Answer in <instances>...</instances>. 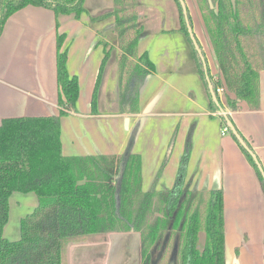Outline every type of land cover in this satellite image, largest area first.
Instances as JSON below:
<instances>
[{"label":"crops","instance_id":"crops-1","mask_svg":"<svg viewBox=\"0 0 264 264\" xmlns=\"http://www.w3.org/2000/svg\"><path fill=\"white\" fill-rule=\"evenodd\" d=\"M185 2L211 73L219 78L199 2ZM85 7L87 12L77 18L73 14L58 17L50 8L28 5L8 18L0 36V124L5 118L59 114L58 36L65 34L68 69L78 77L80 95L75 110L61 118L64 155L122 154L139 124L133 152L142 159V188L163 191L175 186L189 139L186 171L191 189H224L227 264H264V190L233 134L223 133L226 125L211 105L194 43L180 30L176 1L138 0L141 35L137 54L131 59L147 53L155 71L146 75L140 86L139 110L133 113H124L120 107L123 51L115 18L91 20L112 12L115 2L85 0ZM106 52L109 58L102 71ZM100 73L94 112L93 94ZM259 92V107L242 101L236 111L228 112L264 167V69L260 71ZM221 97L225 102L224 95ZM173 138L169 159L160 172ZM13 198L17 206L32 209L39 203L35 192H14L10 205ZM142 262V234L134 230L88 235L68 243L64 254V264Z\"/></svg>","mask_w":264,"mask_h":264},{"label":"trees","instance_id":"trees-1","mask_svg":"<svg viewBox=\"0 0 264 264\" xmlns=\"http://www.w3.org/2000/svg\"><path fill=\"white\" fill-rule=\"evenodd\" d=\"M175 1L180 10V30L192 42L183 7L179 0ZM114 2L112 12L91 20L104 16L115 18L123 51L119 69L120 107L124 113H133L139 110L140 86L146 75L155 71V64L147 53L131 59L137 54L141 35L138 0ZM28 5L50 8L58 17L73 14L78 18L87 12L85 0H0V36L8 18ZM213 5L208 6L210 16L206 21L220 77L212 75L203 50L199 53L194 45V52L211 105L228 127L226 115L213 99L209 83L225 111H236L242 101L259 107V76L264 69V0H214ZM187 13L193 27L189 10ZM65 38V34L58 36L59 114L5 118L0 124V264H64L68 243L91 234L132 230L142 234V264H159L172 239L173 248L178 240V264H227L224 189L208 192L191 189L186 171L191 151L189 139L176 184L163 191L142 188V159L133 152L139 124L122 154L64 155L61 118L75 110L80 95L78 77L68 69ZM108 58L106 52L102 71ZM100 82L101 73L93 94L94 112ZM220 86L225 88V102L217 91ZM227 116L232 119L229 112ZM228 130L231 132L229 127ZM174 141L175 138L160 172ZM239 145L264 190L262 171ZM16 191L35 192L39 203L22 219L21 237L10 240L4 229L10 219V198ZM201 232H205L203 247L199 245Z\"/></svg>","mask_w":264,"mask_h":264},{"label":"rangeland","instance_id":"rangeland-1","mask_svg":"<svg viewBox=\"0 0 264 264\" xmlns=\"http://www.w3.org/2000/svg\"><path fill=\"white\" fill-rule=\"evenodd\" d=\"M211 1L214 4V0H211ZM198 2H199L200 10L202 13L201 15H202V18L204 20V24H205V28H206L205 32L208 34V36L210 38V35L208 32L209 23L206 21L207 17L210 16V10H209V7H208L206 0H198ZM177 6H178V4H177ZM178 9H179V6H178ZM179 12H180V10H179ZM210 21H211V19H210ZM15 198H13L12 203L10 205V219H9L8 224L6 225V228H5V236L10 240H17V238L21 237L20 220H21V218L27 216L30 212H32L34 210L32 208H27L24 206H19V205L17 206ZM173 243H174V240L172 239L169 243V246L167 247V251H166L163 259L161 260V262L159 264H169L170 263L171 253L173 251ZM204 243H205V232H201L200 233V243H199L200 247H203Z\"/></svg>","mask_w":264,"mask_h":264},{"label":"water","instance_id":"water-1","mask_svg":"<svg viewBox=\"0 0 264 264\" xmlns=\"http://www.w3.org/2000/svg\"><path fill=\"white\" fill-rule=\"evenodd\" d=\"M183 10L185 12L186 15V19H187V24H188V30L191 36V39L196 47V49L199 51V53L202 54V48L200 47L198 40L194 34L193 31V27L191 26L189 20H188V7L187 4L185 2V0H179ZM233 2H235V0H232ZM209 87L213 96V99L215 100V102L220 106L221 109V113L226 115L227 118V125L228 127L231 129V132L233 135H235L236 139L239 141V143L241 144L242 147H244L246 149V151H248V153L253 157V159L255 160V162L257 163L258 167L260 168V170L262 171L263 175H264V169H263V165L261 163V161L258 158V155L256 154V152L254 150H252L249 145L246 143V141L244 140V138L242 137V135L239 133L238 129L236 128L234 122L232 121V119L230 117L227 116L228 111H225L224 108L220 105V101L218 99V96L216 94V92L214 91L213 85L211 84V82L209 83ZM178 240H176L175 244H174V248L173 251L171 253V258H170V263L169 264H178Z\"/></svg>","mask_w":264,"mask_h":264},{"label":"built area","instance_id":"built-area-1","mask_svg":"<svg viewBox=\"0 0 264 264\" xmlns=\"http://www.w3.org/2000/svg\"><path fill=\"white\" fill-rule=\"evenodd\" d=\"M218 93L221 95V96H223L224 95V93H225V88L223 87V86H220V87H218ZM229 130H228V127L227 126H225V128H224V131H223V133H226V132H228Z\"/></svg>","mask_w":264,"mask_h":264}]
</instances>
